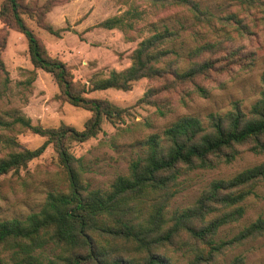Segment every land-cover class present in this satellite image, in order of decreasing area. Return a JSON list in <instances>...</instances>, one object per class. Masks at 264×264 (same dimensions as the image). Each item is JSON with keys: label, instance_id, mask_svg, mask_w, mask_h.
I'll list each match as a JSON object with an SVG mask.
<instances>
[{"label": "rangeland", "instance_id": "374dc122", "mask_svg": "<svg viewBox=\"0 0 264 264\" xmlns=\"http://www.w3.org/2000/svg\"><path fill=\"white\" fill-rule=\"evenodd\" d=\"M6 0H0V11ZM201 10L212 15L195 14L188 4L163 3L157 0H20L21 12L27 24L37 33L47 54L63 61L70 70L77 90L89 88L96 74L107 77L112 71H124L132 64L134 50L154 31L165 27L177 33L174 43L178 54L169 60L179 62L180 68L189 65L188 51L207 41L222 46L213 53L217 66L198 82L209 90L207 96L195 92L189 82L179 85L168 72L161 77L140 78L130 89L108 88L87 90L85 97L107 100L117 108H124L122 119L112 122L103 118L97 135L78 141H66L68 150L82 165L81 176L89 189H110L120 175H128L130 163L143 154L142 141L152 133L164 129L182 115H195L208 122L210 112L225 113L239 101L249 112L261 97L264 74V0H195ZM51 4L45 22L59 32L53 34L38 23L37 6ZM38 11V10H37ZM121 17L123 22L107 28L102 22ZM4 29V30H3ZM8 33L6 47L0 48V58L9 71L10 82L4 86L0 78V119L12 122L23 115L34 125L58 128L61 125L84 128L92 111L71 104L61 95V89L51 72L35 68L30 57L29 43L24 33L4 24L0 16V35ZM0 36V37H1ZM164 46H167L164 45ZM237 53L225 59L228 52ZM179 55V57L177 56ZM166 65V63H162ZM35 80L27 84L32 72ZM155 89L148 101L139 99ZM159 108L165 111L161 114ZM13 136L26 148L35 149L47 137L21 124L0 128V157L9 152L4 140ZM251 143L240 146V153L231 163L212 169H197L181 176L179 192L174 197L167 218L177 208L193 204L214 178H232L237 173L264 162V154L250 149ZM69 173L54 143L18 171L0 176V220L24 218L40 211L48 192L68 190ZM244 205L246 213L240 221L221 228L220 237L230 238L245 226L264 217V179L258 181ZM212 216V215H211ZM110 245L115 241L101 240ZM122 245L132 243L121 242ZM115 246H120L117 241ZM132 248V246H131ZM58 251L46 249V256ZM133 254V253H132ZM173 264H187L190 253L170 251ZM7 264H18L13 249L2 254ZM264 264V235L228 250L214 264Z\"/></svg>", "mask_w": 264, "mask_h": 264}, {"label": "trees", "instance_id": "16d2710c", "mask_svg": "<svg viewBox=\"0 0 264 264\" xmlns=\"http://www.w3.org/2000/svg\"><path fill=\"white\" fill-rule=\"evenodd\" d=\"M157 1L188 4L195 14L211 15L201 10L195 0ZM21 6L20 0L5 1L0 11L4 24L24 33L34 67L51 72L61 95L71 104L92 111V116L81 130L68 125L45 128L34 125L23 115L12 122L0 119V128L21 124L47 137L46 142L35 149L23 147L13 136L6 137L4 142L10 150L0 157V176L18 171L39 157L49 143H54L70 179L68 190L48 192L40 211L24 218L0 220V264H7L2 254L8 248L13 249L18 264H173L169 255L172 250L190 253L187 264H214L228 250L264 235L263 216L230 238L219 235L223 226L244 217V201L254 192V185L264 179V162L232 178H214L193 204L177 208L167 218L184 173L231 163L239 155L240 146L248 143L252 144V151L264 154V88L248 113L237 100L225 113L210 112L207 123L195 115H182L162 134H150L141 143L143 154L131 161L129 174L118 176L110 189L84 186L82 165L78 168L74 165L80 160L66 146L69 139L84 141L97 135L104 117L117 122L126 111L107 100L85 97L82 92L87 90L112 87L127 90L140 78L161 77L168 72L175 83L191 82L195 92L207 96L208 88L197 80L216 68L217 59L205 55L220 48V42L207 41L191 48L187 54L189 65L180 68L182 60H169L170 54H178L175 48L168 46L174 43L177 33L165 27L139 43L133 52L132 64L126 70L112 71L107 77L96 74L91 87H83L81 91L77 90L66 64L47 54L39 36L25 21ZM37 7L36 14H42L36 16L40 26L57 34L59 31L45 22L51 4ZM122 22L121 17H110L102 24L113 28ZM7 39L8 33H3L1 49L6 47ZM236 53L228 52L225 59ZM35 77L33 71L26 83L31 84ZM0 78L7 87L10 76L2 58ZM262 80L264 86V74ZM154 91L149 89L139 102H149ZM159 111L165 114L163 109ZM98 238L115 242L101 244ZM117 241L120 246H115ZM121 242L132 244L122 245ZM47 248L58 252L54 257L46 256ZM235 263L242 264L244 260L238 256Z\"/></svg>", "mask_w": 264, "mask_h": 264}]
</instances>
